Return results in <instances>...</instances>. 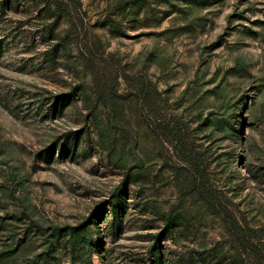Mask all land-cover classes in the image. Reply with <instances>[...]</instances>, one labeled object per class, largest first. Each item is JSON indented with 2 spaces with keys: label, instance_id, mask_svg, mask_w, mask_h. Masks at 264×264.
<instances>
[{
  "label": "rangeland",
  "instance_id": "rangeland-1",
  "mask_svg": "<svg viewBox=\"0 0 264 264\" xmlns=\"http://www.w3.org/2000/svg\"><path fill=\"white\" fill-rule=\"evenodd\" d=\"M0 264H264V0H0Z\"/></svg>",
  "mask_w": 264,
  "mask_h": 264
},
{
  "label": "trees",
  "instance_id": "trees-1",
  "mask_svg": "<svg viewBox=\"0 0 264 264\" xmlns=\"http://www.w3.org/2000/svg\"><path fill=\"white\" fill-rule=\"evenodd\" d=\"M243 230H241V231H239V233H241ZM241 235V234H240ZM242 237H244V232H243V235H242Z\"/></svg>",
  "mask_w": 264,
  "mask_h": 264
}]
</instances>
